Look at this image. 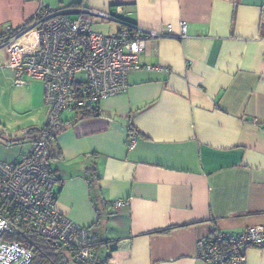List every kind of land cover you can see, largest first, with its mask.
<instances>
[{
    "label": "crops",
    "instance_id": "1",
    "mask_svg": "<svg viewBox=\"0 0 264 264\" xmlns=\"http://www.w3.org/2000/svg\"><path fill=\"white\" fill-rule=\"evenodd\" d=\"M81 4L121 8L126 19L164 35L147 40L126 90L102 98L99 116L72 121L74 111L62 113L51 144L55 190L61 185L56 207L90 227L91 178L107 202L91 228L115 245L107 264H204L200 237L264 225V0H0V35L41 7ZM96 28L109 33L116 25ZM37 44L28 29L13 53ZM8 58L0 39V60ZM0 70L19 86L35 80L17 83L10 66ZM45 122L8 133L0 159L19 158L28 132ZM131 131L137 138L129 147ZM93 165L97 179L89 176ZM245 258L264 264V244L248 247Z\"/></svg>",
    "mask_w": 264,
    "mask_h": 264
},
{
    "label": "built area",
    "instance_id": "2",
    "mask_svg": "<svg viewBox=\"0 0 264 264\" xmlns=\"http://www.w3.org/2000/svg\"><path fill=\"white\" fill-rule=\"evenodd\" d=\"M122 12L121 8L93 10L84 4L41 7L24 32L2 41L9 58L0 60V65L13 69L17 83L27 79L42 83L47 119L25 153L12 160L0 159V264H28L35 248L33 237L53 241L67 264L87 263L92 256L86 229L56 207L49 143L63 124L64 111L90 109L102 98L124 92L129 71L140 67L138 58L147 40L164 35L131 23ZM103 22H113L116 28L108 33L94 27ZM31 28L38 37L36 49L13 53L17 40ZM185 32L182 22L181 35ZM136 138L131 131L129 147ZM263 244L264 225H256L238 233L204 235L196 242V252L204 264H244L245 250Z\"/></svg>",
    "mask_w": 264,
    "mask_h": 264
},
{
    "label": "trees",
    "instance_id": "3",
    "mask_svg": "<svg viewBox=\"0 0 264 264\" xmlns=\"http://www.w3.org/2000/svg\"><path fill=\"white\" fill-rule=\"evenodd\" d=\"M110 11L112 12V8L110 9ZM131 23H136L132 20ZM32 22L29 21L19 27L10 29L8 31H6L5 33L0 35V39L3 41L5 38L13 35V34H20L22 32H24L30 25V23ZM98 104L93 106L90 109H78V110H74V116L72 117V121H75L77 119H82V118H86V117H92V116H99L101 114V111L99 110ZM63 126V124H62ZM61 127H59L54 135H56V133L61 130ZM134 130V129H133ZM38 130H30L28 133L32 135H30L28 138H32L34 135L37 134ZM28 134V135H29ZM27 134H24L22 137H15V138H11V141L17 140V139H24L28 136ZM52 138V139H53ZM51 144H52V140L49 143V155L50 158L56 156V154L52 155L51 152ZM91 174L89 176H95V178H98V174L96 173L95 170V166H91L90 168ZM87 176V179L88 177ZM88 181L90 182L91 188H90V200L93 204V206L95 207V211H96V219L94 221V223L90 226H82L79 225L80 227H83L86 229L87 233V241H88V245L89 248L92 252V256L89 259V262L87 263H79V264H107L111 251L114 249V243L110 240V239H105V238H99L96 237L94 233H92L91 228L95 227L99 224L100 220L103 218V215L105 214V209L107 207V202L105 201V199L103 198L100 189L98 186H96L95 184L92 185V179L89 178ZM61 185H59V187L55 190V196L57 198L58 194H59V190H60ZM168 229H163L161 230V232H165ZM35 239V240H34ZM33 240L35 241V248L32 249L33 251V256L31 258V261L28 264H64V257H63V252L62 250L56 245L54 244L53 241H49L45 238H41V237H33Z\"/></svg>",
    "mask_w": 264,
    "mask_h": 264
},
{
    "label": "rangeland",
    "instance_id": "4",
    "mask_svg": "<svg viewBox=\"0 0 264 264\" xmlns=\"http://www.w3.org/2000/svg\"><path fill=\"white\" fill-rule=\"evenodd\" d=\"M100 25L111 29L115 27L113 22L97 23L94 24V27ZM41 90L42 83L38 80H29L27 84L19 86L13 80L0 77L1 142L8 138L10 132L18 131V129L33 124H42L46 121V107L42 102L43 99L40 98ZM69 113H64V116H69Z\"/></svg>",
    "mask_w": 264,
    "mask_h": 264
},
{
    "label": "water",
    "instance_id": "5",
    "mask_svg": "<svg viewBox=\"0 0 264 264\" xmlns=\"http://www.w3.org/2000/svg\"><path fill=\"white\" fill-rule=\"evenodd\" d=\"M67 14H74V13H77L76 11H68L66 12Z\"/></svg>",
    "mask_w": 264,
    "mask_h": 264
},
{
    "label": "flooded vegetation",
    "instance_id": "6",
    "mask_svg": "<svg viewBox=\"0 0 264 264\" xmlns=\"http://www.w3.org/2000/svg\"><path fill=\"white\" fill-rule=\"evenodd\" d=\"M64 264H67V263L64 262Z\"/></svg>",
    "mask_w": 264,
    "mask_h": 264
}]
</instances>
